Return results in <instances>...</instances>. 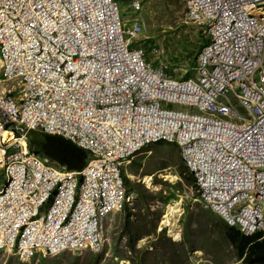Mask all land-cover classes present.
<instances>
[{"label": "built area", "instance_id": "built-area-1", "mask_svg": "<svg viewBox=\"0 0 264 264\" xmlns=\"http://www.w3.org/2000/svg\"><path fill=\"white\" fill-rule=\"evenodd\" d=\"M185 3L210 42L196 79L175 81L129 48L115 0H0L1 68L24 85L17 98L0 94L19 132L0 138V249L101 253L129 198L122 164L160 140L178 147L205 209L264 234V0ZM31 129L89 151L86 166L39 159L23 141Z\"/></svg>", "mask_w": 264, "mask_h": 264}, {"label": "rangeland", "instance_id": "rangeland-1", "mask_svg": "<svg viewBox=\"0 0 264 264\" xmlns=\"http://www.w3.org/2000/svg\"><path fill=\"white\" fill-rule=\"evenodd\" d=\"M133 1L117 0L124 30L132 27L135 18L144 23V30L132 45L142 43L148 60L161 62L172 74L191 75L194 56L190 39L204 36V31L186 19L184 1L138 0V11L131 7ZM154 49L157 54L153 53ZM36 133L44 141L55 140L40 131ZM32 145L29 147L42 158L59 165L53 154L40 150L39 144L36 149ZM3 174L0 169V184ZM122 174L129 198L125 209L108 219L101 253L66 251L50 257L36 255L24 259L0 251V264H244L224 236V221L201 205L177 146L161 141L143 148L124 162ZM167 174L177 179L171 181ZM147 176L151 177L150 184L145 181ZM176 201H180L181 209L178 240L169 236L165 228L160 229L166 207Z\"/></svg>", "mask_w": 264, "mask_h": 264}, {"label": "trees", "instance_id": "trees-1", "mask_svg": "<svg viewBox=\"0 0 264 264\" xmlns=\"http://www.w3.org/2000/svg\"><path fill=\"white\" fill-rule=\"evenodd\" d=\"M196 38V40L190 39V45L192 47L191 53L193 56L198 53L207 41L206 37L202 35H198ZM39 136L35 131L30 132L28 136L30 145L34 144L35 148L39 144L40 150L47 151L49 155L53 154L56 162L61 166H65L68 170H80L88 160V152L60 136L47 135L55 138L52 143L44 141ZM223 226L225 228L224 236L233 245L237 255L243 260L244 264H264V236L262 233L256 232L253 235L247 236L243 235L234 226H228L225 223Z\"/></svg>", "mask_w": 264, "mask_h": 264}, {"label": "clouds", "instance_id": "clouds-1", "mask_svg": "<svg viewBox=\"0 0 264 264\" xmlns=\"http://www.w3.org/2000/svg\"><path fill=\"white\" fill-rule=\"evenodd\" d=\"M184 1V4H185V14H186V3H185V0H183ZM115 2L117 3V6H118V10H119V15H120V19H121V22H122V30H123V35H124V38H130V41H129V48H131V49H136V50H141V52H142V56H141V59L143 60V62L144 63H146V64H149L151 67H153V68H157V67H159V66H162L163 68H164V72H165V74L170 78V79H172V80H175V81H179V80H195L196 79V77H197V59H198V55L200 54V52L202 51V49L204 48V46H206L209 42H210V34L208 33V31H207V25H208V22H207V24H201V23H198V22H193V23H196V24H198V25H200L202 28H203V31H204V36L206 37V39H207V41L203 44V46L200 48V50L198 51V53L194 56V61L192 62V69H194L193 70V72H192V74L191 75H188V76H182V75H176V74H172L171 73V71L167 68V66L166 65H163L161 62H156V60L155 59H153V60H148V57H147V54H146V51H145V49H144V47H143V45H142V43H139V45L138 46H135V45H132V41L133 40H136V39H138V36H139V34L140 33H142V31L144 30V23H143V21L141 20V19H139V20H137L136 18L134 19V22H133V24H135L136 22L137 23H139L140 24V30L134 35V36H132V37H129L128 36V31L129 30H131L132 29V27H133V25H132V27L129 29V30H124V28H123V25H124V22H123V19H122V17H121V13H120V6H119V4H118V2H117V0H115ZM135 2H137V4H138V8H136L135 6H134V3ZM131 7L135 10V11H138V10H140V6H139V2H138V0H135V1H133L132 3H131ZM186 19H187V17H186ZM188 21H190V22H192L191 20H189V19H187ZM135 44V43H134ZM153 53H155V54H157L158 53V51L156 50V49H154L153 50ZM189 66H190V64H189ZM9 83H11V84H9ZM15 84V85H14ZM23 84L21 83V82H19L18 81V79H12V80H5V77H4V75H3V71H2V68H1V61H0V94H3V93H5V94H8L9 96H11V97H14V98H17L18 96H22V88H23ZM8 89H10V92H7V90ZM182 109L184 110V111H188L189 112V108H184V107H182ZM6 117L3 115V114H1V112H0V126L1 125H3L4 124V127L3 128H0V138L2 137V138H5V139H10V138H16V137H18L19 136V132L15 129V123L14 122H6ZM1 131H5V132H7L9 135H7L6 137H4L2 134H1ZM32 131H40V132H42L43 134H46V135H56V134H51V133H46V132H43V131H41V130H38V129H31V130H28L27 131V133H26V138L23 140L24 142H25V144L27 145V148L32 152V153H34L39 159H47V163H49V164H51V165H53L52 164V160L51 159H49V158H47V157H41V155H40V153H38L36 150H34L32 147H29V140H28V136H29V133L30 132H32ZM56 136H60V135H56ZM60 137H62V136H60ZM62 138H64V137H62ZM65 139V138H64ZM67 140V139H66ZM69 142H71L70 140H68ZM161 141H165V140H160V141H158V142H161ZM158 142H155V143H158ZM72 143V142H71ZM72 144H74V143H72ZM152 144H154V143H152ZM172 144H174V143H172ZM75 145V144H74ZM151 145V144H150ZM175 145V144H174ZM31 146V145H30ZM75 146H77V145H75ZM149 146V145H148ZM147 146V147H148ZM176 146V145H175ZM77 147H79V146H77ZM80 148H82V147H80ZM83 150H85L86 152H88V154H90L89 153V151H87L86 149H84V148H82ZM180 155V154H179ZM88 159H89V156H88ZM129 159V158H128ZM127 159V160H128ZM181 159V158H180ZM87 162H88V160L86 161V163L84 164V166L80 169V170H68V169H66V167L65 166H61V165H58V166H55V165H53V166H55V167H57L58 169H63V170H66V171H74V172H79V171H81V170H83V168L86 166V164H87ZM124 164V163H123ZM123 164H122V166H123ZM183 164V163H182ZM183 166H184V164H183ZM184 168L186 169V167L184 166ZM187 170V169H186ZM187 172H188V174L192 177V181H193V184H194V178H193V176H192V174L187 170ZM4 175V174H3ZM121 177H122V179L124 180L125 178H124V175L122 174V168H121ZM4 181H5V177H4V179H3V182L0 184V190L2 189V187H3V184H4ZM124 183H125V180H124ZM126 187V186H125ZM194 187H195V184H194ZM196 188V187H195ZM126 191H127V189H126ZM128 192V191H127ZM129 193V192H128ZM198 194V193H197ZM198 198H199V196H198ZM200 203H201V201H200ZM202 205V204H201ZM125 206H126V204L124 205V208H125ZM123 208V209H124ZM208 210V209H207ZM210 211V210H209ZM210 212H212V211H210ZM213 213V212H212ZM213 214H215V213H213ZM215 215H217V214H215ZM218 216V215H217ZM219 217V216H218ZM220 218V217H219ZM221 219V218H220ZM222 220V219H221ZM224 223H225V221H224ZM226 224V223H225ZM229 226V225H228ZM256 233V232H255ZM260 233H262V232H260ZM253 235V234H252ZM262 235L264 236V234L262 233ZM250 236V235H249ZM0 251H4V252H6V253H9V254H13V255H15L17 258H24V259H30V258H32V257H34V256H36V255H38V256H40V255H42L41 253H39V252H37L36 254H34L33 256H30V257H22V256H19L18 254H16V253H14L13 251H8V250H5V249H0ZM77 252V251H76ZM43 256V255H42ZM43 257H46V256H43ZM50 257V256H49Z\"/></svg>", "mask_w": 264, "mask_h": 264}, {"label": "bare ground", "instance_id": "bare-ground-1", "mask_svg": "<svg viewBox=\"0 0 264 264\" xmlns=\"http://www.w3.org/2000/svg\"><path fill=\"white\" fill-rule=\"evenodd\" d=\"M1 134L4 137L9 135L5 131H1ZM166 177L170 179L171 181H175L177 179L176 176L170 175V174H167ZM150 179L151 177L147 176L145 178L146 183L150 184V181H151ZM180 214H181L180 201H176L173 204H169L166 207L165 214L162 217L161 219L162 221L160 223V229L165 228L167 230L168 235L171 236L172 238H175L176 240L180 238V229L177 226V221H178V217L180 216Z\"/></svg>", "mask_w": 264, "mask_h": 264}]
</instances>
